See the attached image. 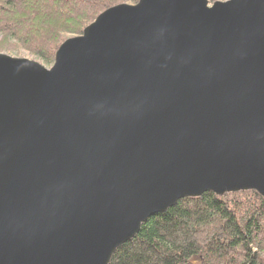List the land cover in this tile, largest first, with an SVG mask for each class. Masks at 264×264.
Segmentation results:
<instances>
[{
    "label": "water",
    "instance_id": "1",
    "mask_svg": "<svg viewBox=\"0 0 264 264\" xmlns=\"http://www.w3.org/2000/svg\"><path fill=\"white\" fill-rule=\"evenodd\" d=\"M51 66L0 53V264H108L185 197L264 198V0L106 8Z\"/></svg>",
    "mask_w": 264,
    "mask_h": 264
},
{
    "label": "trees",
    "instance_id": "2",
    "mask_svg": "<svg viewBox=\"0 0 264 264\" xmlns=\"http://www.w3.org/2000/svg\"><path fill=\"white\" fill-rule=\"evenodd\" d=\"M137 1L0 0V52L22 47L52 63L65 35L80 34L108 7ZM108 264H264V198L252 190L182 198L144 221Z\"/></svg>",
    "mask_w": 264,
    "mask_h": 264
},
{
    "label": "rangeland",
    "instance_id": "3",
    "mask_svg": "<svg viewBox=\"0 0 264 264\" xmlns=\"http://www.w3.org/2000/svg\"><path fill=\"white\" fill-rule=\"evenodd\" d=\"M221 1H224V0H221ZM123 3H126V2H123ZM212 3V2H210ZM119 4V3H118ZM129 4V3H127ZM88 25V24H87ZM86 25V26H87ZM85 26V27H86ZM84 29V28H83ZM82 33L80 34H75V35H72V34H69V35H65V38L63 39L62 42H64L66 39L68 38H71V37H77L79 35H81ZM61 42V43H62ZM60 43V44H61ZM59 44V46H60ZM58 46V47H59ZM0 53H4V54H7V55H10V56H13V57H20V58H27L28 60H33V61H36L38 63H40L41 65H43L44 67L48 68L49 66L52 65V63H45L39 59H37L33 54L29 53L26 49H23L22 47H11L9 50H7L6 52L5 51H1ZM53 60H54V56H53Z\"/></svg>",
    "mask_w": 264,
    "mask_h": 264
}]
</instances>
